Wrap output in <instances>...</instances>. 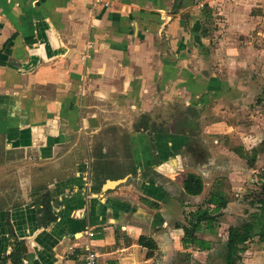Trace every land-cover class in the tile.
<instances>
[{"label":"crops","instance_id":"crops-1","mask_svg":"<svg viewBox=\"0 0 264 264\" xmlns=\"http://www.w3.org/2000/svg\"><path fill=\"white\" fill-rule=\"evenodd\" d=\"M204 1L224 16L213 42L192 0H0V170L20 176L18 206L0 215L3 251L19 239L23 264H81L88 227L102 235L99 264H184L190 252L202 263L211 252L184 249L185 215L202 199L184 179H205L204 147L240 162L236 146L264 141V0ZM141 107H179V130L163 117L136 131ZM33 186L50 193L47 226ZM141 237L157 244L152 256Z\"/></svg>","mask_w":264,"mask_h":264},{"label":"rangeland","instance_id":"rangeland-1","mask_svg":"<svg viewBox=\"0 0 264 264\" xmlns=\"http://www.w3.org/2000/svg\"><path fill=\"white\" fill-rule=\"evenodd\" d=\"M216 13H218V11ZM218 17L221 19L224 18V16L220 15ZM219 27L220 28L218 29L220 30V35L225 34L226 32H223V29L226 28V26ZM241 39H243V37H241ZM257 100L258 99H255V101ZM263 100L264 99H262V101ZM262 105L264 107V102H262ZM202 151L204 157L210 158L208 161L210 164L208 166V174L205 175L204 179L205 189L203 194H201V203H198L197 205L194 204V206L198 207L200 205H203L204 207H206V200L209 198L211 192L216 190L223 191L229 199V202L232 204L230 208H228L229 213L224 212L225 215L222 217V221H219L213 230H209L206 228V225H203V230H201L202 233L206 231H212L213 233L212 239L207 240L209 245L211 246V248L213 247V249L209 254H201L202 256L200 260L203 264H223L228 236L227 230L229 226L241 224L243 220H247L250 218L249 215L251 212L255 211V209L250 205L249 202L251 199L250 194L253 190L259 189V182L261 178L264 177V154H262L259 159L257 158V160L259 161L255 164L254 167H251L248 159L238 162L233 159H229L228 156L217 153L216 150L213 149H211L210 152L209 150H207V148L204 147ZM186 162L194 165L196 163V159L193 160V157H191V155L189 158H187L186 156ZM234 167H236V169ZM238 169H240L242 172H238ZM7 192L10 193L8 197L13 198V195H15L13 194V186H11L10 190H8ZM186 205L187 204L184 203V206ZM185 221L187 222L186 215ZM186 224H188V222ZM201 231L199 232V234H201ZM95 233L96 235L92 238V243L95 247L103 250L104 248L101 247L100 243L102 235L97 233L96 231ZM182 243L184 249L186 250L190 248H192V250H195V248H199V250H205L200 248L199 246L191 244L190 242H188L189 245L187 246L183 241ZM83 253L85 254L84 249L82 250V254ZM241 255L242 259L240 261V264H264V242H260L258 239H254L253 241L248 243L247 250L242 251ZM192 256L193 254H191V252L188 256L186 255L184 264H202L196 259L195 261Z\"/></svg>","mask_w":264,"mask_h":264},{"label":"trees","instance_id":"trees-1","mask_svg":"<svg viewBox=\"0 0 264 264\" xmlns=\"http://www.w3.org/2000/svg\"><path fill=\"white\" fill-rule=\"evenodd\" d=\"M207 7V6H206ZM202 11L207 17L211 11L207 8ZM264 94V89H263ZM236 152L245 159H248L250 166L254 167L257 163V155L264 153V141L252 150V154L243 150L242 146H236ZM184 189L190 195H200L204 190V180L196 173H189L184 180ZM250 205L255 209L249 215V219L243 220L239 225H231L229 227L226 252L223 264H240L242 259V251L247 250L248 243L254 239L264 242V177L259 182V189L253 190L250 194ZM229 199L221 190L211 192L206 200L207 207H200L189 213L188 224L183 225L184 236L182 241L189 245L188 242L199 246L202 249H210L207 240L200 238L197 233L206 228L213 230L219 222V218L224 214L223 210L227 206ZM47 209V208H46ZM46 212V211H45ZM51 215V216H49ZM49 220L46 223H39L40 226H47L56 220V215L52 208L49 210ZM141 243L148 248L147 255L152 256L158 248L154 240L147 237H141ZM28 248L24 241H19L17 247L10 256L3 257V261L10 258L13 264H23L24 258L27 257ZM20 259V261H19ZM81 264H84L81 263Z\"/></svg>","mask_w":264,"mask_h":264},{"label":"flooded vegetation","instance_id":"flooded-vegetation-1","mask_svg":"<svg viewBox=\"0 0 264 264\" xmlns=\"http://www.w3.org/2000/svg\"><path fill=\"white\" fill-rule=\"evenodd\" d=\"M192 2H193V5L195 6L194 7L195 15H198L197 24H198V29H199L200 35H202L206 38H209V40L212 42L215 41L216 39H218V35L216 34V31H220L218 29V28H220L219 26L225 27L224 18L221 19L218 17L219 15L223 16L222 13L219 12V9H216V7L212 6L208 1L192 0ZM174 6H175V8L177 6L176 0H175ZM184 6H185V3L183 0L181 5H178L176 9H180ZM205 7L211 11L210 16L208 15L206 17L205 14L203 13L202 10ZM216 10L218 11V13H216L217 12ZM217 14H218V16H217ZM188 24H189V22H188ZM223 32H224V29H223ZM220 36L222 37V35H220ZM148 108L149 107H147V109L142 108V109L135 110L133 118L135 119L134 120V127H135L136 131L141 132V133H145L148 129V125L150 124V121H152V120L154 121V120H157V119H160L163 117H168L169 119H175V122H176L175 128H176V130H179L177 124L180 123V120L182 119L181 117H183L181 114L178 115V117H180V116L181 117H180L179 121L177 122L178 117L176 116L177 112L175 111V108H179V107H171V108L170 107H150L149 109ZM163 111L164 112L167 111V112L164 113ZM115 118H118V114L114 115V119ZM124 118L127 121L128 117L124 116ZM129 118H130V116H129ZM187 118H189V117H187ZM110 128H111L110 131L112 132L113 135L116 134L114 132V130L119 129L117 125L111 126ZM128 134L129 133L126 130H124L123 135L126 137ZM1 162H3V161L0 160V165H1ZM14 171H15L14 169L0 170V215L2 213H6V211H11L12 209H14L18 206V203L15 200V197L17 195L15 193V187H16V182L17 181H18V183L20 182V176L18 178L15 177ZM23 171L29 172V167H23ZM18 174H20V173H18ZM11 186H13V192H14L13 194H15V195H13V198L8 197L10 193L7 192L8 190H10ZM29 196H30L31 200L35 203V206L37 208L36 210L38 213V222L39 223H46V221L49 220V216H51V215H49V210L52 208L51 207L52 206L51 197H50L49 191L47 190V188L45 186H42V187L41 186H33L30 188ZM207 206H208V204L206 203V207ZM200 207H204V206L201 205ZM200 207H198V208H200ZM223 212H224V210H223ZM186 217H187V222H188L189 214H187ZM221 217L219 218V221H221ZM19 241H22V240L17 239L14 242V247L11 250H9L7 252L3 251L5 240L3 239V233H2V230L0 228V252H1V250L3 251L2 253H0V264H8V263L13 264V262L10 258H8L6 261H3V257L10 256L12 253H14ZM19 261H20V259H19Z\"/></svg>","mask_w":264,"mask_h":264},{"label":"built area","instance_id":"built-area-1","mask_svg":"<svg viewBox=\"0 0 264 264\" xmlns=\"http://www.w3.org/2000/svg\"><path fill=\"white\" fill-rule=\"evenodd\" d=\"M104 0H94L95 3H101ZM91 47L92 44H89ZM96 235L94 229H88L86 231L87 241L83 245V249L85 251L84 254V264H99V252L96 247L92 243V238Z\"/></svg>","mask_w":264,"mask_h":264},{"label":"water","instance_id":"water-1","mask_svg":"<svg viewBox=\"0 0 264 264\" xmlns=\"http://www.w3.org/2000/svg\"><path fill=\"white\" fill-rule=\"evenodd\" d=\"M182 1L183 0H176V4H177V6L178 5H181V3H182ZM177 6H176V8H177ZM113 184H115V182H111V183H109V185H113ZM89 228L88 227H86V229H85V235H86V231L88 230Z\"/></svg>","mask_w":264,"mask_h":264}]
</instances>
